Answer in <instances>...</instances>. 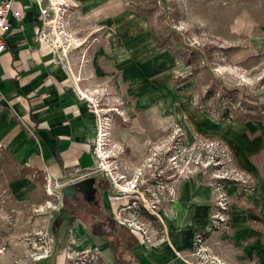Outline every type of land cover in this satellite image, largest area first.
<instances>
[{
	"label": "rangeland",
	"instance_id": "rangeland-1",
	"mask_svg": "<svg viewBox=\"0 0 264 264\" xmlns=\"http://www.w3.org/2000/svg\"><path fill=\"white\" fill-rule=\"evenodd\" d=\"M98 1L93 15L79 0H50L58 40L99 114L97 178L111 196H132L147 176V216L140 204L107 205L124 223L118 234H135L148 252L170 246L165 222L193 181L208 194L205 229L174 256L256 264L241 258L231 222L257 212L245 195L264 178V0ZM128 149L143 152L145 166ZM64 184L0 152V264H113L103 235L79 219L67 227ZM191 204L184 195L175 204L171 234L193 229Z\"/></svg>",
	"mask_w": 264,
	"mask_h": 264
},
{
	"label": "crops",
	"instance_id": "crops-1",
	"mask_svg": "<svg viewBox=\"0 0 264 264\" xmlns=\"http://www.w3.org/2000/svg\"><path fill=\"white\" fill-rule=\"evenodd\" d=\"M79 1L97 15L98 0ZM13 6L20 10L21 20L16 22L10 17L11 29L4 38L5 49L0 52V152L14 163L43 172L55 181L96 170L100 155L96 147L99 114L92 100L86 97L87 83L70 64L58 40L56 22L47 23L48 19H55L57 12L45 19L28 0H15ZM113 43L114 40L112 47ZM79 46L75 49L87 48ZM130 64L134 67L136 62L130 61ZM187 188L192 189L186 193ZM182 195L184 203L192 201L188 217L191 216L190 228L193 229L181 233L174 228L171 234L168 226L176 223L174 206ZM207 195L206 190L193 181L178 188L171 215L165 222L170 246L164 244L148 252L135 234L121 235L125 240L129 236L136 239L130 243L134 242L132 254L138 264H183L173 252L189 250L192 235L205 229L209 210ZM245 198L254 204L257 212H249L246 218H232L231 235L240 243L241 258L264 264L263 177ZM103 239L110 243L108 237Z\"/></svg>",
	"mask_w": 264,
	"mask_h": 264
},
{
	"label": "flooded vegetation",
	"instance_id": "flooded-vegetation-1",
	"mask_svg": "<svg viewBox=\"0 0 264 264\" xmlns=\"http://www.w3.org/2000/svg\"><path fill=\"white\" fill-rule=\"evenodd\" d=\"M128 156L131 162L138 159V163L145 166L146 162L145 157H143V152L137 155H134L130 152L128 153ZM97 175V169L86 170L76 176L68 177L60 181L66 182V184L60 187L62 200L60 208L62 209V213L65 216L66 224L69 223L71 225L76 219L82 220L81 222L88 233L93 236L97 235V237L101 238L100 235H103L104 231H102V228H104L105 225L109 226V229L105 230L108 232L107 234L113 233L109 236H115V233H119L118 230L112 231L110 229L111 226H116V224L119 223L117 218L112 215L110 209H107L108 204L110 206L111 204H117V206L121 204V210H128L131 208L129 205L127 206L126 203H134L137 205L140 204L137 207H140L147 216V208L145 206L146 199L143 197L144 193H147V182H144L147 181V176L143 179V185L139 188H136L133 191L132 196L131 194L126 195L127 193L125 196H111L109 193L110 191H108V182H104L103 180L101 181L97 178ZM121 178L123 179L124 176L121 175ZM123 183L131 185L132 182ZM134 186L135 185L132 187ZM107 234L105 238H107ZM103 240L108 244V247H110L109 245L111 244L105 239Z\"/></svg>",
	"mask_w": 264,
	"mask_h": 264
},
{
	"label": "built area",
	"instance_id": "built-area-1",
	"mask_svg": "<svg viewBox=\"0 0 264 264\" xmlns=\"http://www.w3.org/2000/svg\"><path fill=\"white\" fill-rule=\"evenodd\" d=\"M28 1L38 8L39 14L45 19L50 15V10H55L50 0ZM14 2L15 0H5L3 2H0V52L5 49L4 38L7 32H9L11 29L10 17H12L16 22L21 20V12L19 9H15L13 7ZM51 21H53V19ZM98 138L99 134L97 136V139ZM119 223L124 225L122 221H119Z\"/></svg>",
	"mask_w": 264,
	"mask_h": 264
},
{
	"label": "trees",
	"instance_id": "trees-1",
	"mask_svg": "<svg viewBox=\"0 0 264 264\" xmlns=\"http://www.w3.org/2000/svg\"><path fill=\"white\" fill-rule=\"evenodd\" d=\"M66 225H70L69 223ZM117 226V227H116ZM116 226H111L110 229L112 231L119 230L118 224ZM103 231V228H102ZM108 232L103 231V237L106 236ZM110 235L107 234V237ZM117 236L111 235L109 238L110 240V252L113 256V264H138V261L132 254V247L134 246V242L136 239L133 240L132 237H128L126 240L119 234H115ZM113 236V237H112ZM134 241L132 244L130 241ZM124 243H126L124 245Z\"/></svg>",
	"mask_w": 264,
	"mask_h": 264
},
{
	"label": "bare ground",
	"instance_id": "bare-ground-1",
	"mask_svg": "<svg viewBox=\"0 0 264 264\" xmlns=\"http://www.w3.org/2000/svg\"><path fill=\"white\" fill-rule=\"evenodd\" d=\"M52 2H54V0H52ZM99 2V1H98ZM54 9L56 10V12H58V10H59V7H58V5H56V3L54 4ZM111 8L109 7V10H110ZM99 152H100V156H102V154H101V144H100V146H99Z\"/></svg>",
	"mask_w": 264,
	"mask_h": 264
}]
</instances>
